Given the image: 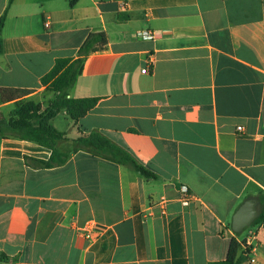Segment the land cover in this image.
I'll list each match as a JSON object with an SVG mask.
<instances>
[{"label":"crops","instance_id":"0c3cea01","mask_svg":"<svg viewBox=\"0 0 264 264\" xmlns=\"http://www.w3.org/2000/svg\"><path fill=\"white\" fill-rule=\"evenodd\" d=\"M4 13L0 88L36 96L90 34L107 46L69 94L96 105L50 122L69 119L55 128L63 164L43 168L51 149L0 135V264H209L232 239L240 264H264V221L231 228L246 200L264 210V0H0ZM91 133L156 179L77 146Z\"/></svg>","mask_w":264,"mask_h":264},{"label":"trees","instance_id":"16d2710c","mask_svg":"<svg viewBox=\"0 0 264 264\" xmlns=\"http://www.w3.org/2000/svg\"><path fill=\"white\" fill-rule=\"evenodd\" d=\"M77 1L69 0V4L72 6ZM10 2L12 0H9ZM5 15L4 13L0 18V32ZM106 46V35L103 32L93 33L80 46L75 59H57L51 70L42 76L40 80L41 84L46 86L54 95L48 110L44 112L43 116H40L38 115L40 110L33 102L19 104L13 112V117L7 121L0 122L1 135L31 141L51 149L52 154L50 159L47 162H40L43 168H52L63 164L67 159V155L57 151L56 143L60 140H65L66 134L53 128L50 125V121L63 110L72 121L77 122L96 105L97 98H72L69 94L74 88L77 78L82 73L85 59L93 53L103 51ZM1 47L2 40L0 37V53ZM29 93L27 90L0 88V104L16 101ZM32 120H38V122L33 123ZM76 143L79 147L95 155L108 157L118 164L130 168L146 180L156 179V175L141 165L130 152L112 144L107 138L98 133H91L86 137L79 138L76 140ZM261 199L264 200V195L261 196ZM263 221L264 210L255 223ZM240 244L241 242L232 239L229 244L226 259L209 264H240L244 259L243 256H237Z\"/></svg>","mask_w":264,"mask_h":264},{"label":"rangeland","instance_id":"374dc122","mask_svg":"<svg viewBox=\"0 0 264 264\" xmlns=\"http://www.w3.org/2000/svg\"><path fill=\"white\" fill-rule=\"evenodd\" d=\"M53 98H54L53 93L51 91H49L47 88H45L44 91H42L41 93H39L36 96L24 95L20 99L14 101V102H9L6 104H0V122L7 121L11 117H13V112L19 104H23V103L30 102V101L33 102L35 105H37V107L39 108L40 111L38 112V115L43 116L44 112L46 110H48V108L50 107V104H51V101L53 100ZM61 111H63V110H61ZM68 120L69 119L65 120L63 118V115H59L52 122V125L54 126V128H57V130H59V131H66L68 129L67 124H66ZM32 122L35 123V122H38V120H32ZM0 135H1V133H0ZM79 138H82V137H79ZM77 146H78V144H77ZM254 224L255 223H253L248 228H250V227L252 228L254 226ZM244 232H245V230L243 231V233Z\"/></svg>","mask_w":264,"mask_h":264},{"label":"water","instance_id":"95a60500","mask_svg":"<svg viewBox=\"0 0 264 264\" xmlns=\"http://www.w3.org/2000/svg\"><path fill=\"white\" fill-rule=\"evenodd\" d=\"M261 208L256 199H249L243 202L236 210L232 219V231L241 234L251 226L260 216Z\"/></svg>","mask_w":264,"mask_h":264},{"label":"built area","instance_id":"2783aa9c","mask_svg":"<svg viewBox=\"0 0 264 264\" xmlns=\"http://www.w3.org/2000/svg\"><path fill=\"white\" fill-rule=\"evenodd\" d=\"M136 38L141 40H147L153 39L154 35L149 31H139L136 33ZM141 72L144 74L148 73L147 67L143 68ZM237 130L242 131V127H237ZM179 191L182 194V203L188 205L192 198V195L190 194L189 190L186 187L182 186L180 187ZM250 262L254 263V259H250Z\"/></svg>","mask_w":264,"mask_h":264}]
</instances>
